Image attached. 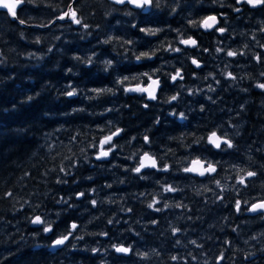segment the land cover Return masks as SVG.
I'll return each instance as SVG.
<instances>
[{
  "label": "trees",
  "instance_id": "1",
  "mask_svg": "<svg viewBox=\"0 0 264 264\" xmlns=\"http://www.w3.org/2000/svg\"><path fill=\"white\" fill-rule=\"evenodd\" d=\"M71 1L29 0L17 7L16 18L0 10V264H220L221 253L223 264H264V215L246 213L255 198L264 197V90L256 87L264 82L259 78L264 63L255 59L264 53V32L259 30L264 28V7L248 9L235 0H179L177 5L160 0L159 9H135L108 0H73L77 17L90 29L70 20L48 24ZM129 10L132 15L125 14ZM208 14L217 16L225 34L188 24L189 18L200 21ZM142 28L162 31L150 36ZM109 35L132 41L129 52L115 39L101 43ZM189 36L197 45L182 47L179 40ZM169 45L182 51H165ZM217 47L224 51L217 53ZM154 49L159 51L152 59L135 60L133 53ZM228 50L237 51V57H227ZM92 52L97 53L95 63L73 59ZM191 57L201 62L200 68L192 67ZM105 59L114 61L107 71ZM176 69L183 79L171 82ZM144 72L161 81L155 100L123 90L145 83ZM227 72L236 79H228ZM123 76L129 80L116 85V78ZM68 85L77 88L76 96L64 94L71 90ZM210 85L215 91H209ZM108 87L115 95L85 99L95 95L91 89ZM172 95L177 101L169 100ZM181 112L186 119L180 118ZM109 121L124 131L113 138L118 147L110 156L96 160L99 140L110 133ZM211 131L230 139L235 148H213L206 139ZM145 134L149 145L143 142ZM198 138L201 142L194 143ZM89 144L96 145L95 151ZM145 151L157 159L158 167L167 163L172 171L145 168L146 179H140L131 168ZM85 155L89 162H84ZM197 157L218 162L217 173L205 178L179 171ZM75 161L80 163L72 167ZM62 167L71 168V175L60 172ZM247 171L258 175L239 184L237 177ZM58 178L67 183H57ZM164 181L181 191L164 192ZM78 192L85 195L78 197ZM220 194L222 202L217 200ZM153 197L161 201L158 213L147 207ZM62 198L71 206L57 203ZM236 200L241 201L240 212ZM177 203L184 206L177 208ZM34 215L52 222L54 231L44 233L42 226L31 224ZM71 223L78 225L74 236L49 250L54 238L73 231ZM173 227L180 231L173 234ZM80 236L82 240L76 239ZM112 244L132 246L133 251L117 254ZM143 252L147 258L138 254Z\"/></svg>",
  "mask_w": 264,
  "mask_h": 264
},
{
  "label": "snow or ice",
  "instance_id": "2",
  "mask_svg": "<svg viewBox=\"0 0 264 264\" xmlns=\"http://www.w3.org/2000/svg\"><path fill=\"white\" fill-rule=\"evenodd\" d=\"M112 2L116 5H120V6H127V5H132L134 6L135 9H143L145 7H155L157 9H159L160 6V0H112ZM169 2L173 5H177L179 3V0H169ZM215 2V0H214ZM236 4H247L250 5L252 8H257V7H264V0H235ZM29 3V0H21L20 3H18L15 7H13L12 5H9L6 0H0V8H6L8 13L13 17L16 18L17 17V6L18 5H23ZM170 12H176V7H171L169 9ZM234 11H236L237 13L240 12V8H235ZM126 15H132L133 11L129 10L125 13ZM57 20L60 21H64V20H70L71 24H74L76 26H82L83 29H90V25L86 22L83 21V19L78 18L77 17V10L73 8L72 5L68 6V11L63 12L60 16L56 17ZM226 19V17H225ZM20 24H24L25 21L24 20H20L19 21ZM53 21L49 20L48 24H52ZM199 23L200 27L204 28V29H213L215 26V30L218 31L221 34H225L226 32V28L225 27H219V21L216 15H207L205 16L202 20L200 21H196L193 20L191 18L188 19V24L192 25V26H196V24ZM40 27H46L47 25H39ZM133 27H135L136 25L133 24ZM99 27V26H97ZM261 32H264V28H260L259 29ZM142 32H146L148 33L150 36H155L157 33L161 32L162 29L156 28V29H152V28H142L141 29ZM88 34H91L90 32ZM23 32L21 33V36H23ZM117 40L120 42L121 47L124 49V52H129V48L127 47L128 45H132V41L128 40V39H123L122 37H113L111 35H109L106 39H104L103 41H101V43H103L104 45H108L110 44V42H112L113 40ZM36 43H40V37L36 38ZM179 43L185 46H196L197 45V40L192 38L191 36H189L187 39H183L181 38L179 40ZM245 47H249L247 44L245 45ZM261 47H264V44L261 45ZM167 52H176V53H180L182 51L181 48L179 47H172L171 45H169L166 49H164ZM52 49H49V52H51ZM159 51L157 49H154L152 51H145L147 54L141 53L140 55H136L133 53L135 60L139 63L142 60H150L152 59L153 56L156 55V52ZM204 51H207V49H205ZM224 51L223 48L217 47L216 48V52L217 53H222ZM29 55H34L32 53H30ZM227 57H237L238 53L237 51H233V50H228L226 52ZM241 55H243V53H241ZM96 56L97 53L96 52H92L91 55L87 56L86 58H83L81 56H74L73 59L78 60V61H82L86 64H92L96 62ZM251 59V57H250ZM255 59L258 63H264V53H258L255 55ZM106 66H112L114 61L112 59H105L102 61ZM192 64L196 65L197 68H200L201 65L199 63V61L195 58L192 59ZM69 72H71V69H68ZM157 70L153 69L152 72L155 73ZM141 75L147 77V84L146 86H140L139 84L136 85L135 87H127L125 86L123 88V90L125 92H137V93H146L147 96L150 99H157L156 96V91L157 88L160 86L161 81L157 80V84L159 85L158 87H153V75L148 73V72H144ZM209 75H212L211 73H209ZM226 77L228 79L231 80H235L236 77L233 75L232 72H227ZM138 77L133 76L132 79L135 80ZM183 79L182 73L179 69H177L175 71V73L173 75H171V80L172 81H176L177 79ZM259 78L260 79H264V71H261L259 73ZM129 78L125 77L122 80L118 81L117 83H119L120 85H123L125 81H128ZM220 80L217 79L216 83L220 84ZM68 87H72V85H68ZM256 87L264 90V82H257L256 83ZM94 91L96 92H101L103 91L102 89H95ZM209 91H215L214 88L211 87V85L209 86ZM241 91L247 92L248 89L247 88H243L241 89ZM189 92L191 93V89H189ZM73 93L72 92H68L67 95L71 96ZM77 94H78V90H77ZM31 97H28V99H30ZM178 97L177 95H172L171 97H169L170 101H177ZM211 99V98H209ZM147 106V105H146ZM241 108L244 107V105L242 104L240 106ZM203 111V108L201 109ZM74 111H82V109H77ZM112 111V109H108L107 110ZM100 115H104V113H100ZM179 116L181 119H186L185 117V113L181 112L179 113ZM124 130H117L114 133H111L109 135H103L102 138L99 140V150L95 151L96 149V145L93 144H89L88 147L92 148L95 151V156H96V160H101V159H105L108 158L110 156V153H112V151H110V147L109 145H111L113 142V138L114 137H118ZM78 137H73V139H77ZM133 139H136L135 137ZM202 138H198L194 141V143L199 144L201 142ZM143 142L145 145H149L151 143V139L150 136L145 134L143 136ZM207 142L209 145H211L213 148L217 149V150H221L224 151V149L222 148V145H226L227 149H234L235 145L233 144V142L230 139L225 138V136L223 135H218L216 131H211L208 135H207ZM107 146V147H105ZM188 147H191V145H189ZM81 152H84V149L80 150ZM171 151V150H169ZM144 157L146 158V162L141 165L140 163H138L137 166L132 167L131 168V172H134L136 174H138V177L140 179H146V177L142 174V169H145L146 167H150L152 169H156L158 172H163V173H170L172 171L171 167L169 166V164L164 163L163 167L160 168L157 166V159L150 155L149 152L145 151L143 153ZM161 161L164 159L163 157H160ZM185 161L188 160V157L184 158ZM90 161V157L88 155L84 156V162H89ZM80 162L79 161H75L72 163V167H76L78 166ZM177 163H180L179 161H177ZM217 163H213L211 161L205 163V161L201 160L199 157L197 158H192L190 161V164L187 167H183L182 169H179V171H182L185 174H197L200 177H205V178H211L213 174H216L218 169H217ZM60 172H64L66 176L71 175V168H60L59 170ZM126 171H129V169H126ZM258 172H254V171H247L245 173V175L243 176H238L237 180L238 183L241 185H245L246 184V177L247 178H255L257 177ZM89 180H91L92 178L89 177ZM251 182V181H249ZM57 183H67V180H64L62 178H58L57 179ZM120 183H124V181H120ZM156 183L159 185L161 184V181H156ZM217 187L220 186V182L216 181ZM112 184H107L105 185V187H107L108 189L112 188ZM163 187V191L166 193H178L181 191V189L172 186L171 184H168L167 181H164L162 184ZM93 191H95V189H93ZM7 195L11 196V193H8ZM85 195V193L83 192H78L76 193V196L78 197H83ZM140 195H144V193H141ZM224 197L222 194L217 196V200L218 201H223ZM257 199L259 202H255V203H251L250 207H248V211L251 213H257L259 214L262 210H264V197H257L255 198ZM161 201H158L155 197L152 198L151 203H149L147 205V207L149 209H153L155 212H160L162 211V209L160 207H158L157 205L160 203ZM57 203H64L67 206H71L70 204H68L67 201H64L63 198L61 199V201H58ZM98 201L96 199H92L91 200V204L93 206L97 205ZM248 201L245 200L243 201L244 205H248ZM177 208L182 207L184 205L177 203L175 205ZM170 207L169 204H164V208H168ZM235 210L236 212H240L242 211V207H241V201L240 200H236L235 202ZM129 212L132 211V209H128ZM44 219L42 218L41 215H34L31 218V223L34 225H40L42 226V230L44 233H49L54 231L52 224L50 225H46L44 223ZM116 223H119V221H115ZM109 223H113L112 220H109ZM153 224L158 223L156 220L152 221ZM71 229L73 231H68L67 234H62L60 235L58 238H56L55 240L52 241V246H56V247H60V246H64L66 241H69V238L74 236L75 230H78V225L76 223L71 224ZM180 231L179 228L173 227L172 228V233L173 234H177ZM99 235H103V236H107L108 233L107 232H101L99 233ZM76 239H83L82 236L80 237H76ZM177 243H179V241H177ZM192 244H196V241H192ZM37 247H39L37 245ZM73 247H75V245H73ZM112 248L115 249V251L117 253H123V254H128L130 252L133 251L132 246H128L125 247L122 244H112L111 245ZM99 249L97 248H92L91 252L93 253H99ZM142 258H147L148 253L147 252H143V253H138ZM226 257L224 256L223 253H221V256L218 257V260L220 261V264H223V260ZM171 259L173 261L177 260L178 257L177 256H172Z\"/></svg>",
  "mask_w": 264,
  "mask_h": 264
},
{
  "label": "clouds",
  "instance_id": "3",
  "mask_svg": "<svg viewBox=\"0 0 264 264\" xmlns=\"http://www.w3.org/2000/svg\"><path fill=\"white\" fill-rule=\"evenodd\" d=\"M30 2H31V0H30ZM157 50H159V49H157ZM141 53H144V54H147L145 51H141V52H139V54H136V55H140ZM103 63V62H102ZM103 65H104V70L105 71H107L111 66H106L104 63H103ZM125 77H127V78H129L128 76H123L122 78H120V77H117L116 78V80H115V84L116 85H120L119 83H117L118 81H120V80H122L123 78H125ZM157 80H159V78H156V79H154L153 80V87H158L159 85L157 84ZM95 89H102L103 91H101V92H96V91H94ZM68 92H72L73 94L71 95V96H69V95H67V93ZM91 92L92 93H95V95H86L85 96V99L87 100V101H89V102H91V101H96V100H98L99 99V97H100V95L101 94H103V93H112L113 95H115V89L114 88H112V87H108V88H93V89H91ZM65 95H67L68 97H73V96H76L77 95V88L76 87H71V90H67L66 91V93H64ZM38 95V94H37ZM32 99V97L29 99V100H31ZM77 109H82V111H79V112H83L85 109H83V108H73V112H78V111H74V110H77ZM108 110V108H105L104 109V112H108L107 111ZM108 124H109V128L107 129L109 132H110V134L111 133H114V132H116L117 130H124L123 128H121V127H116L115 126V124L112 122V121H109L108 122ZM114 128V130H112ZM109 135V134H108ZM118 147V145L116 144V143H112L111 145H110V151H113L114 149H116ZM129 159H132V157L131 156H129L128 157ZM146 162V158L144 157V155H141L140 157H139V163L141 164V165H143L144 163ZM44 223L46 224V225H50V224H52V222H50V221H44Z\"/></svg>",
  "mask_w": 264,
  "mask_h": 264
},
{
  "label": "water",
  "instance_id": "4",
  "mask_svg": "<svg viewBox=\"0 0 264 264\" xmlns=\"http://www.w3.org/2000/svg\"><path fill=\"white\" fill-rule=\"evenodd\" d=\"M108 1H110V2H112V0H108ZM6 2L9 4V5H12L13 7H15L18 3H20L21 2V0H6ZM113 3V2H112ZM19 6V5H18ZM17 6V7H18ZM130 6H132V5H130ZM132 7H134V6H132ZM0 10H4V11H6L7 13H8V11H7V9L6 8H0ZM66 11H68V8H67V10ZM65 11V12H66ZM9 14V13H8ZM210 15H213V14H210ZM9 16H11L10 14H9ZM60 16V15H59ZM12 17V16H11ZM58 17V16H57ZM202 30H208V29H204V28H202V27H200ZM187 39V38H186ZM191 62H192V60H191ZM193 65V64H192ZM194 67H197L196 65H193ZM155 79V78H154ZM147 82L148 81H146V83H143V84H141V83H138L140 86H146V84H147ZM138 84H132L131 86H129V87H135L136 85H138ZM158 89V88H157ZM142 94H144L145 95V98L147 99V100H152V99H150L148 96H147V94L146 93H142ZM210 133V132H209ZM208 133V134H209ZM110 134V133H109ZM207 134V135H208ZM206 139H207V136H206ZM98 146H99V143H98ZM141 155H143V153L142 154H140V156ZM139 156V157H140ZM139 157H138V163H139ZM191 161V160H190ZM190 161H189V163H188V165L190 164ZM204 161V160H203ZM206 163V162H205ZM138 165V164H137ZM187 165V166H188ZM146 168H149V169H152V168H150V167H146ZM143 170V169H142ZM192 175H196V176H199V175H197V174H192ZM255 202H259L258 200L257 201H255ZM254 202V203H255ZM250 207V206H249ZM248 209V208H247ZM246 213H249V214H252L251 212H249L248 210H246ZM261 213H263V215H264V210H262L261 211ZM71 224H73V223H71ZM34 225V224H33ZM67 234V233H66ZM56 238H58V237H56ZM56 238H54L53 240H55ZM52 240V241H53ZM52 241L49 243V245L47 246V248L49 249V250H53V249H57V248H60V247H56V246H52ZM113 250H114V252L115 253H117L116 251H115V249L113 248ZM117 254H123V253H117Z\"/></svg>",
  "mask_w": 264,
  "mask_h": 264
},
{
  "label": "bare ground",
  "instance_id": "5",
  "mask_svg": "<svg viewBox=\"0 0 264 264\" xmlns=\"http://www.w3.org/2000/svg\"><path fill=\"white\" fill-rule=\"evenodd\" d=\"M72 2H73V0L70 2L69 5H71ZM69 5H68V6H69ZM68 6H67V8H68ZM67 8H66V10H67ZM66 10H65V11H66ZM65 11H64V12H65ZM61 14H62V13H61ZM61 14H60V15H61ZM208 15H210V14H208ZM213 15H215V14H213ZM58 16H59V15H58ZM205 16H207V15H205ZM205 16H204V17H205ZM10 17H11V16H10ZM204 17H203V18H204ZM66 20H67V19H66ZM52 21H58V22H59L60 20H57L56 17H55ZM64 21H65V20H64ZM180 45H181L182 47H184V45H182V44H180ZM192 59H193V58L191 57L190 61H191ZM195 59H196V58H195ZM199 63H200V65H201V62H200V61H199ZM193 68L197 69V67H193ZM180 70H181V69H180ZM173 74H174V73H173ZM153 78H155V77H153ZM155 79H156V78H155ZM146 81H148V80H146ZM171 81H172V80H171ZM145 83H146V82H145ZM137 84H138V83H137ZM129 86H131V85H129ZM129 86H127V87H129ZM159 87H160V86H159ZM128 93H130V92H128ZM152 100H153V99H152ZM142 153H144V152H142ZM142 153H141V154H142ZM139 156H140V155H139ZM139 156H138V157H139ZM189 161H190V160H189ZM204 161H205V160H204ZM205 162H206V161H205ZM188 163H189V162H188ZM188 163H187V165H188ZM206 163H207V162H206ZM137 164H138V160H137ZM136 166H137V165H136ZM186 167H187V166H186ZM253 203H254V202H253ZM249 206H250V205H249ZM249 206H248V207H249ZM246 210H247V209H246ZM247 214H249V213H247ZM252 214H255V213H252ZM30 222H31V221H30ZM31 224H32V223H31ZM125 247H126V246H125Z\"/></svg>",
  "mask_w": 264,
  "mask_h": 264
},
{
  "label": "flooded vegetation",
  "instance_id": "6",
  "mask_svg": "<svg viewBox=\"0 0 264 264\" xmlns=\"http://www.w3.org/2000/svg\"><path fill=\"white\" fill-rule=\"evenodd\" d=\"M242 4H244V3H242ZM244 5H247V4H244ZM248 6V9H254V8H252L250 5H247ZM132 7V6H131ZM203 19V18H202ZM201 19V20H202ZM215 27V26H214ZM199 28H200V25H199ZM201 29V28H200ZM202 30V29H201ZM208 30H210V29H208ZM203 31H207V30H203ZM192 37V36H191ZM186 38H188V37H184L183 39H186ZM193 38V37H192ZM185 46V45H184ZM188 47H193V46H188ZM190 63H191V65H192V62L190 61ZM192 67H194L193 65H192ZM177 70V69H176ZM175 70V71H176ZM181 71V70H180ZM171 82H174V81H171Z\"/></svg>",
  "mask_w": 264,
  "mask_h": 264
}]
</instances>
